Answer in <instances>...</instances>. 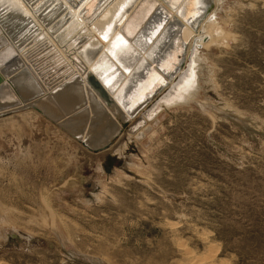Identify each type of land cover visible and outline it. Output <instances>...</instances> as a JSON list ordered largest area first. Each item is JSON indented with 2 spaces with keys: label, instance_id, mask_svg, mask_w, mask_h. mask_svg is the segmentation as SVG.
I'll use <instances>...</instances> for the list:
<instances>
[{
  "label": "rangeland",
  "instance_id": "1",
  "mask_svg": "<svg viewBox=\"0 0 264 264\" xmlns=\"http://www.w3.org/2000/svg\"><path fill=\"white\" fill-rule=\"evenodd\" d=\"M219 10L235 38L208 52L204 92L229 117L165 107L101 150L35 105L0 116V211L16 223L0 264H264V0Z\"/></svg>",
  "mask_w": 264,
  "mask_h": 264
},
{
  "label": "bare ground",
  "instance_id": "2",
  "mask_svg": "<svg viewBox=\"0 0 264 264\" xmlns=\"http://www.w3.org/2000/svg\"><path fill=\"white\" fill-rule=\"evenodd\" d=\"M226 1L0 0V116L35 105L62 119L75 139L84 137L106 149L121 120L135 121L132 133L141 138L163 118L167 110L138 120L190 64L177 92L164 100L170 108L195 105L212 117L228 116L204 92L214 73L208 52L235 38L229 14L219 10ZM89 73L99 80L102 89L94 87L100 96L86 82ZM134 159L130 156L124 168H136ZM15 224L7 211H0L1 239H7L8 225ZM93 258L87 259L104 263Z\"/></svg>",
  "mask_w": 264,
  "mask_h": 264
},
{
  "label": "water",
  "instance_id": "3",
  "mask_svg": "<svg viewBox=\"0 0 264 264\" xmlns=\"http://www.w3.org/2000/svg\"><path fill=\"white\" fill-rule=\"evenodd\" d=\"M195 46V45H194ZM194 49V48H193ZM193 49L191 50L192 52H193ZM191 58H192V56H191ZM191 58H190V62H191ZM183 64H186V63H184V61H183V63H182V65ZM191 65V64H190ZM190 65H187V67L185 68V69H183L182 71H181V73L180 74H178V78H177V80H174V83H172V84H170L169 86H167L166 88H164L163 90H161V93L159 94V96H158V99L157 100H155V102L153 103V106H152V108L149 110V113L150 112H152V113H154V111L155 112H157L158 110H162V109H164L165 107H169V105H168V102L167 101H165L164 99V97H169L170 95H172V92H177V90H178V85H177V83H179L180 84V82L184 79V75L185 74H188V72H189V70L191 69L190 68ZM190 68V69H189ZM88 76H89V78H91L92 79V82H93V84L94 85H96V86H98V87H100L99 86V80L97 81V79H96V75L95 74H92V73H89L88 74ZM0 78H1V75H0ZM101 83V82H100ZM170 87V88H169ZM101 88V87H100ZM162 88V86L161 87H159V88H157V90H156V93H155V95L158 93V91L160 90ZM169 88V89H168ZM102 89V88H101ZM105 92V91H104ZM106 93V92H105ZM109 93V92H108ZM107 94V93H106ZM152 97V96H151ZM84 105H80V106H78L79 108H81V107H83ZM77 107V108H78ZM148 113V114H149ZM141 119H142V117H140L139 118V120L141 121ZM135 125H136V123H135ZM98 264H100L99 262H98Z\"/></svg>",
  "mask_w": 264,
  "mask_h": 264
}]
</instances>
